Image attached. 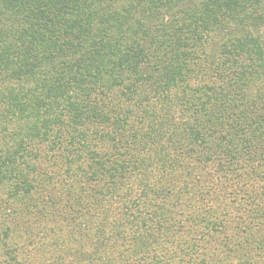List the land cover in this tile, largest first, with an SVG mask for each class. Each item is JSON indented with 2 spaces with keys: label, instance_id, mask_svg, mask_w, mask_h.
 <instances>
[{
  "label": "trees",
  "instance_id": "obj_1",
  "mask_svg": "<svg viewBox=\"0 0 264 264\" xmlns=\"http://www.w3.org/2000/svg\"><path fill=\"white\" fill-rule=\"evenodd\" d=\"M0 264H264V0H0Z\"/></svg>",
  "mask_w": 264,
  "mask_h": 264
}]
</instances>
